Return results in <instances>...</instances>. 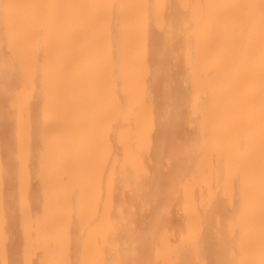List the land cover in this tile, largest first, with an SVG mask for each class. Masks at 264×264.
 Instances as JSON below:
<instances>
[{
	"label": "bare ground",
	"instance_id": "obj_1",
	"mask_svg": "<svg viewBox=\"0 0 264 264\" xmlns=\"http://www.w3.org/2000/svg\"><path fill=\"white\" fill-rule=\"evenodd\" d=\"M0 264H264V0H0Z\"/></svg>",
	"mask_w": 264,
	"mask_h": 264
}]
</instances>
